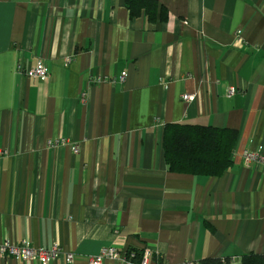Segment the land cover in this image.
Segmentation results:
<instances>
[{
    "label": "crops",
    "instance_id": "obj_1",
    "mask_svg": "<svg viewBox=\"0 0 264 264\" xmlns=\"http://www.w3.org/2000/svg\"><path fill=\"white\" fill-rule=\"evenodd\" d=\"M155 2L150 19L126 0H0V241L56 243L47 264L109 246L150 264L264 254V164L242 156L264 150V0ZM174 123L235 130L231 166L169 172Z\"/></svg>",
    "mask_w": 264,
    "mask_h": 264
},
{
    "label": "trees",
    "instance_id": "obj_2",
    "mask_svg": "<svg viewBox=\"0 0 264 264\" xmlns=\"http://www.w3.org/2000/svg\"><path fill=\"white\" fill-rule=\"evenodd\" d=\"M130 15L145 9L153 19L155 0H126ZM237 133L233 129L200 124H166L162 132V153L167 170L192 176L217 177L232 162ZM141 255L135 251V260ZM204 264H235L231 258L205 259ZM239 264H264V254H246Z\"/></svg>",
    "mask_w": 264,
    "mask_h": 264
},
{
    "label": "built area",
    "instance_id": "obj_3",
    "mask_svg": "<svg viewBox=\"0 0 264 264\" xmlns=\"http://www.w3.org/2000/svg\"><path fill=\"white\" fill-rule=\"evenodd\" d=\"M24 73L30 77L42 78L48 74V71L43 64L38 63V65L26 69ZM119 79L123 80L124 74ZM233 93L234 89L229 88L228 95H232ZM194 98L195 95L193 94L184 93L182 95V99L185 101H192ZM5 153L6 151L0 148V156ZM242 156L245 165H249L250 163H255L256 165L264 164V150L259 147L244 150ZM61 253V249L56 243L50 245L48 248H40L32 246L27 240H23L18 244H12L9 239L0 241V256L11 257L23 261L25 264L35 261L47 264L49 261L56 259ZM150 256V250L144 249L141 251L139 259L135 260V251H125L109 246L103 247L98 254L90 257L88 264H101L104 258H110L116 264H150ZM64 260L65 263L70 264L73 260V254L70 252L64 253ZM157 264L167 263L162 260Z\"/></svg>",
    "mask_w": 264,
    "mask_h": 264
}]
</instances>
